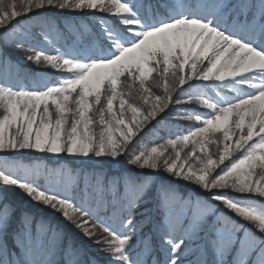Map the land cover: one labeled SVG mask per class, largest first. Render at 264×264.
Returning a JSON list of instances; mask_svg holds the SVG:
<instances>
[{
    "label": "snow or ice",
    "instance_id": "6c2138e0",
    "mask_svg": "<svg viewBox=\"0 0 264 264\" xmlns=\"http://www.w3.org/2000/svg\"><path fill=\"white\" fill-rule=\"evenodd\" d=\"M53 9L99 15L98 30L62 26ZM25 47L24 60L58 78L21 82L9 50ZM181 104L173 119L195 125L131 151ZM25 152L127 157L128 174L80 188L73 172L20 162ZM8 187L58 213L107 264H264V0H0ZM15 216L0 192V264H99L27 213L14 228Z\"/></svg>",
    "mask_w": 264,
    "mask_h": 264
},
{
    "label": "trees",
    "instance_id": "16d2710c",
    "mask_svg": "<svg viewBox=\"0 0 264 264\" xmlns=\"http://www.w3.org/2000/svg\"><path fill=\"white\" fill-rule=\"evenodd\" d=\"M49 14L54 16L57 22L60 25L65 26V27H69L75 22L84 27H87L90 31L98 30L96 26L97 20H95V17L100 19L99 15L80 16V17L75 18L71 16L69 12H67V10L57 11L54 9L49 10ZM33 30L38 31L39 29H33ZM9 52L12 57L13 64L18 65L17 63L20 60L19 57L25 56L23 53L27 54L29 50L27 47L12 48L9 50ZM18 71L21 74V81H25L23 80L24 76L32 75L28 71H25L23 68H21L19 65H18ZM15 74L16 73L14 70L13 78H15ZM173 116L174 114L169 113V115L165 118V121H162L161 125H157L156 129H153L152 132H147L146 130L147 135H142V138H140V140H146V139L153 140L154 138H158L160 141H164L167 138L174 137L179 132V129H178V122L173 119ZM19 161L22 163L39 164L42 167H46L48 169H55L57 171L65 170L67 172H73L74 173L73 176L65 177V178L70 179L73 183L77 184L80 188H83L86 183L88 185H94L97 181V178L103 179L107 177L110 179L114 176L123 175L120 173H114L110 169L109 170L89 169L76 162L65 164V162L63 161H56L52 159L44 160L42 157L38 156L37 154H34V153L27 154V152H25L22 156L19 157ZM8 200L15 207L16 215L18 216L16 219H14V225H13L14 228L19 225L21 214L27 213L33 217V224H32L33 229H35L36 226L41 221H43L46 225L50 226L51 228L62 231L65 236V242L74 239L75 243H77V245L83 246L84 252L87 253L86 248L87 247L89 248V246L86 244L85 242L86 240L82 236L75 234V230H73L72 226H70L66 221H64L63 218L60 217L58 213L50 214L47 211L41 208H38L35 205H32V206L29 205V207L27 208V207H24L22 204L19 209L18 203L13 202L12 198H8ZM37 219H39V221ZM90 249L92 250L94 256L99 255V258L96 257L95 259L96 261L99 262V264H107V257L101 255V252L98 250V247H92ZM9 251L12 253L13 258H15L16 254L20 251L18 248H14L12 246L11 240L9 241ZM192 258L195 259V257H192Z\"/></svg>",
    "mask_w": 264,
    "mask_h": 264
},
{
    "label": "rangeland",
    "instance_id": "374dc122",
    "mask_svg": "<svg viewBox=\"0 0 264 264\" xmlns=\"http://www.w3.org/2000/svg\"><path fill=\"white\" fill-rule=\"evenodd\" d=\"M67 12H69V14L71 16L75 17V18L76 17H80V16H92L91 14H88V13L71 12V11H68V10H67ZM98 19L99 18H96L95 17V20H98ZM23 54L26 56V55L31 54V52L29 51L27 54L26 53H23ZM23 57L22 56L19 57V59L21 61L19 60L17 64L21 68H23L25 71H28L32 75L33 74H36L37 76H42L43 75L44 76V79H46V80H54V79H57L58 78L55 74H52L51 71L48 68H46L45 66H36L32 62H28V61L24 60ZM32 75H29V76H32ZM21 82H25L26 83L28 81H21ZM222 94H224V95H233V93H230L229 90H224L222 92ZM186 107H188V105H186V104H181V105H178V106L170 107L169 113L175 114V112L177 111V108H186ZM196 123L197 122H194V121L180 120L178 122L179 132L184 131L186 128H188L189 126H193ZM163 142L164 141H160L158 138H154L153 140L152 139L140 140V138H138V140L135 142V147H133L131 149V151L132 152H136L137 150H139L141 148L150 147V146H153L155 144L163 143ZM187 150L188 149H185V151H187ZM171 151L172 150L169 149V152H171ZM213 151H215V149H213ZM31 153L37 154L38 156L42 157L44 160H46V159H52V160H56V161H63V162H65V164L75 163L76 162L78 164H81V165L85 166L86 168H89V169H104V170H109L110 169L114 173H120V174H123V175H127L128 174V166L125 163V160L127 159V157L122 158L119 164H113V163L107 161L106 158H100V159H84V158H80V157H71V156H67V155H63V154L60 155V156H54V155H50V154H47V153L27 152V154H31ZM182 155H183V153H182ZM159 176L161 178L167 179V177L165 176V174L163 172L159 173ZM175 183L177 184L178 189H179V191L181 193H186V192L189 191V186H187V185H185V184H183L182 182H179V181H176ZM0 192H3L8 198H12L13 199L12 200L13 202L18 203L19 209H20V206L22 204H23L24 207H27V208L29 207V205H31V206L32 205H35L38 208H41V209L47 211L50 214H53L54 213L51 210L46 209V208H44L41 205H37V204H35L33 202H30L25 196H23L19 192V190H17L14 187H8L6 189H0ZM257 203H259V201H257ZM17 217L18 216L16 215L15 216V219ZM37 220L39 221V219H37ZM15 222H16V220H15ZM73 230H75V234L80 235L79 232L75 228H73ZM145 230H147V229H145ZM80 236H82V235H80ZM84 239L86 240L85 241L86 244L89 246V248L88 247L87 248L85 247L87 253L84 252V254H85V256H88V257L91 256V257H93L94 254H93V252H92V250L90 248H92V247H98L99 248L100 246L93 244L91 241L87 240L86 238H84ZM101 255L106 256L105 253H103V252H101ZM96 257L99 258V255L94 256L95 259H96ZM56 258L58 260H61V261L64 259L60 255H57Z\"/></svg>",
    "mask_w": 264,
    "mask_h": 264
}]
</instances>
